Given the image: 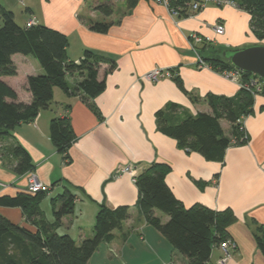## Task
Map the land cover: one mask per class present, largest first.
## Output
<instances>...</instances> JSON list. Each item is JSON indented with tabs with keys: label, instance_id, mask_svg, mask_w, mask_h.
<instances>
[{
	"label": "crops",
	"instance_id": "crops-1",
	"mask_svg": "<svg viewBox=\"0 0 264 264\" xmlns=\"http://www.w3.org/2000/svg\"><path fill=\"white\" fill-rule=\"evenodd\" d=\"M89 1L27 0L23 6L18 0H0L19 24L35 17L38 23L66 34L70 59L78 61L90 50L117 64L106 75L105 89L94 98L55 87L48 109L0 138V196L27 192L28 176L34 173L49 188L39 206L44 219L54 223L60 197L70 190L76 195L75 209L62 217L56 230L78 244L93 236L101 203L109 208L129 205L131 217L112 242L100 244L88 264H187L188 259L137 211L135 181L121 172L131 166L138 175L153 163H165L170 166L166 182L185 206L200 203L235 213L236 220L228 228L235 247L223 264H264L254 236L257 226L264 224V95L256 96L254 112L244 121L249 141L229 147L224 162L180 147L176 139L158 130L156 119L157 111L171 103L182 106L178 115L212 113L205 99L208 93L233 97L239 92V81L209 63L200 66L188 38L192 33L212 37L213 43L204 50L207 56L223 47H245L259 40L250 27L251 15L236 5L209 4L195 16L180 17L158 0H139L133 8L125 0ZM108 1L113 3V13L105 16L95 6ZM89 19L112 25L105 33L92 31L86 26ZM219 22L225 25V33L218 36L214 27ZM13 61L18 73L4 80L20 100L30 102L27 78L43 74L44 69L30 55L15 54ZM155 67L177 69L182 86L175 77L142 78ZM106 68L104 64L101 78ZM80 80L76 75L68 79L71 85ZM57 117H68L76 134L70 160L57 150L51 137V121ZM222 126L230 136L231 124L223 120ZM17 146L29 153L32 172L17 171ZM0 215L36 229L20 207L0 206ZM222 258L223 251L217 247L211 264H220Z\"/></svg>",
	"mask_w": 264,
	"mask_h": 264
},
{
	"label": "trees",
	"instance_id": "trees-1",
	"mask_svg": "<svg viewBox=\"0 0 264 264\" xmlns=\"http://www.w3.org/2000/svg\"><path fill=\"white\" fill-rule=\"evenodd\" d=\"M125 1L129 8H133L139 0ZM189 1L169 0L171 8L179 10L180 17L191 16L187 9ZM231 1L251 15L252 32L259 40H264V0ZM95 9L110 16L113 3L108 1L98 4ZM27 21L23 25L19 24L14 12L0 3V138L9 135L17 125L33 121L41 111L48 109L54 101L55 87L68 94L81 91L86 98H94L105 89L106 75L117 68L113 59L94 54L90 50L85 51L78 61L70 59V42L66 34L38 21L28 26ZM111 25L109 22L92 19L86 22L88 29L101 33L107 32ZM208 45L205 43L198 46V53L206 63L221 73L235 69L222 58L220 50H214L208 56L203 55ZM15 54L33 56L44 69L43 74L27 78V88L32 94L30 102L20 100L18 92L4 80V77L16 76L18 73L13 61ZM104 64L107 68L101 78ZM171 70L182 86L177 69ZM75 75L81 80L71 85L68 79ZM255 79L263 82L254 74L241 72V87L233 97L208 93L205 99L212 113L193 115L185 112L178 115L182 106L169 104L156 113L158 130L176 139L184 149L196 150L211 161L224 162L229 147L245 144L250 139L248 131L243 127V119L254 112L256 96L264 95V82L262 91L256 94L253 86H247ZM223 120L231 124L230 136L222 126ZM50 130L54 146L66 160H70L69 150L76 140V134L68 117L54 118ZM15 154L18 157L17 171L32 172L29 153L17 146ZM169 172L168 164L156 162L135 176L138 189L136 209L188 259L187 264H211L214 249L220 248L223 242L230 239L228 228L236 220V215L229 208L217 211L200 203L185 206L166 182ZM46 193H31L27 190L16 196H0V206L20 207L26 221L36 227L31 230L0 215V264H88L100 244L112 242L116 231L121 230L125 221L131 217L129 205L109 208L101 203L95 218L93 236L78 244L70 235L59 234L56 230L62 217L74 211L76 195L68 190L60 197L62 204L55 211L56 220L49 223L44 219L39 206ZM159 212L164 213L168 220L163 221ZM254 236L264 256V224L257 226Z\"/></svg>",
	"mask_w": 264,
	"mask_h": 264
},
{
	"label": "built area",
	"instance_id": "built-area-1",
	"mask_svg": "<svg viewBox=\"0 0 264 264\" xmlns=\"http://www.w3.org/2000/svg\"><path fill=\"white\" fill-rule=\"evenodd\" d=\"M161 3H163L168 10L170 11V13L174 16H178L179 15V10L176 8H171L170 6V2L169 0H159ZM22 3L25 2V0H21ZM209 4H215L218 6H222V5H235L231 0H190L187 4V9L191 12V16H195L197 15L198 12L204 10ZM199 14V13H198ZM37 22L35 17H31L28 19L27 21V25L31 26L33 24H35ZM214 32L216 35H223L225 33V25L221 22L217 23L214 27ZM189 41H190V45L191 48L194 50V52H196L197 57L199 59V64L200 66H204L206 65L205 60L201 57V55L198 53V46L202 45V44H211L213 43V38L210 36H205V35H201L199 33H192L189 36ZM226 75V77L234 80V81H239L240 82V78H241V72L234 69L232 71H228L224 73ZM175 72L172 71L171 69H166V68H162V67H155L154 69L150 70L149 72H147L146 74L143 75L142 78H144L145 80L148 81H156L159 80L161 78L164 77H175ZM262 85L263 82L259 81L258 79H255L251 82V84L247 85L248 87L253 86L255 91L254 93H259L262 91ZM241 86V83H240ZM246 117L243 119V127L245 128V121ZM122 173H128L130 175H132V179L133 181H135V172L134 169L131 166H126L121 170ZM48 187L38 179V177L36 176V174L31 173L28 176V188L27 190L31 193H37L40 191H45L47 190ZM235 247L234 243H232L230 240H227L225 242H223L220 245V249L223 251V258L220 261V264L225 263V261H227L231 256H232V252L231 249H233Z\"/></svg>",
	"mask_w": 264,
	"mask_h": 264
},
{
	"label": "water",
	"instance_id": "water-1",
	"mask_svg": "<svg viewBox=\"0 0 264 264\" xmlns=\"http://www.w3.org/2000/svg\"><path fill=\"white\" fill-rule=\"evenodd\" d=\"M220 54L236 70L254 74L264 82V45L223 47Z\"/></svg>",
	"mask_w": 264,
	"mask_h": 264
},
{
	"label": "rangeland",
	"instance_id": "rangeland-1",
	"mask_svg": "<svg viewBox=\"0 0 264 264\" xmlns=\"http://www.w3.org/2000/svg\"><path fill=\"white\" fill-rule=\"evenodd\" d=\"M26 1H27V0H25V2L22 3L21 0H18V2H19L21 5H23V6H25ZM90 2H91V0H90L88 3L90 4ZM253 45H264V40H257L255 43L250 44V45H247V46H253ZM202 54L205 55V56H207V53H202ZM258 95H259V94H258ZM48 189H49V188H48ZM48 189L45 190V191H48ZM159 213H160V216L167 217L164 213H161V212H159Z\"/></svg>",
	"mask_w": 264,
	"mask_h": 264
}]
</instances>
